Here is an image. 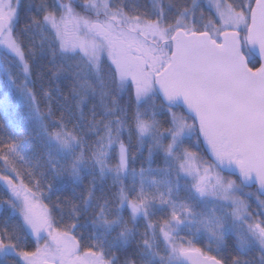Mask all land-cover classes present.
<instances>
[{"label": "snow or ice", "instance_id": "obj_1", "mask_svg": "<svg viewBox=\"0 0 264 264\" xmlns=\"http://www.w3.org/2000/svg\"><path fill=\"white\" fill-rule=\"evenodd\" d=\"M0 264H264V0H0Z\"/></svg>", "mask_w": 264, "mask_h": 264}]
</instances>
